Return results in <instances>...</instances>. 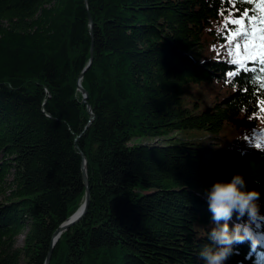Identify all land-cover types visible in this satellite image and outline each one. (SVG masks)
<instances>
[{
  "label": "trees",
  "instance_id": "1",
  "mask_svg": "<svg viewBox=\"0 0 264 264\" xmlns=\"http://www.w3.org/2000/svg\"><path fill=\"white\" fill-rule=\"evenodd\" d=\"M262 61L264 0H0V264H45L82 155L50 264H204L214 182L264 215ZM253 227L226 264H264Z\"/></svg>",
  "mask_w": 264,
  "mask_h": 264
},
{
  "label": "clouds",
  "instance_id": "2",
  "mask_svg": "<svg viewBox=\"0 0 264 264\" xmlns=\"http://www.w3.org/2000/svg\"><path fill=\"white\" fill-rule=\"evenodd\" d=\"M205 194L216 226L208 232L210 243L198 253L204 264H226L239 245L250 242L254 249L261 243L253 227L258 217L264 218L260 213L261 195L257 190L247 189L242 175L235 174L230 181L214 182ZM234 215L237 222L230 225Z\"/></svg>",
  "mask_w": 264,
  "mask_h": 264
},
{
  "label": "water",
  "instance_id": "3",
  "mask_svg": "<svg viewBox=\"0 0 264 264\" xmlns=\"http://www.w3.org/2000/svg\"><path fill=\"white\" fill-rule=\"evenodd\" d=\"M91 56L92 57H91L90 63L88 65V67L85 69V72L90 68V66H91V64L93 62V50H92V55ZM84 73L81 74V76L79 78L78 89L83 94V103L87 104L88 93L82 87V84H81V81H82V79L84 77ZM89 111L92 114L90 107H89ZM93 119H94V115H92V120ZM82 157H83L82 177H83L84 185L86 187L85 201H84L83 205L81 206V208L69 220H67V222L62 224V226H60L58 228V230L53 234L52 242H51V245H50V249H49L48 256H47L45 264H50L53 249H54L57 241L59 240L60 236L62 235V233L68 231L70 228H72L77 223H79L82 220V218L87 214V211H88V208H89V205H90V199H91V197H90V186H89L90 183H89L88 171H87V161H86V158H85L84 155H82Z\"/></svg>",
  "mask_w": 264,
  "mask_h": 264
},
{
  "label": "rangeland",
  "instance_id": "4",
  "mask_svg": "<svg viewBox=\"0 0 264 264\" xmlns=\"http://www.w3.org/2000/svg\"><path fill=\"white\" fill-rule=\"evenodd\" d=\"M176 137H180L181 139H200V140H203V142L205 143V145L207 147L212 146V144H214V146H216V147L219 146L216 143H213V141L211 139V135H209L205 131H193V130H191V131L179 132L178 134H176ZM137 141L139 143H141L143 141L146 142V143H153L156 140L152 141V140H141V139H138ZM162 143L165 144V145H168L170 142H162ZM22 243H23V237H21L19 239V245L20 246L22 245Z\"/></svg>",
  "mask_w": 264,
  "mask_h": 264
},
{
  "label": "snow or ice",
  "instance_id": "5",
  "mask_svg": "<svg viewBox=\"0 0 264 264\" xmlns=\"http://www.w3.org/2000/svg\"><path fill=\"white\" fill-rule=\"evenodd\" d=\"M262 63H264V61H262ZM256 147L260 148L261 146L259 144H257ZM253 251H256V248H254Z\"/></svg>",
  "mask_w": 264,
  "mask_h": 264
}]
</instances>
